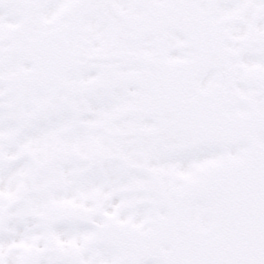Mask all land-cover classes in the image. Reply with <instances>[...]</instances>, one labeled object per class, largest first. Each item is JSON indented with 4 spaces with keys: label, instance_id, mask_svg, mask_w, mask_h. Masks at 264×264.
<instances>
[{
    "label": "snow or ice",
    "instance_id": "snow-or-ice-1",
    "mask_svg": "<svg viewBox=\"0 0 264 264\" xmlns=\"http://www.w3.org/2000/svg\"><path fill=\"white\" fill-rule=\"evenodd\" d=\"M0 264H264V0H0Z\"/></svg>",
    "mask_w": 264,
    "mask_h": 264
}]
</instances>
